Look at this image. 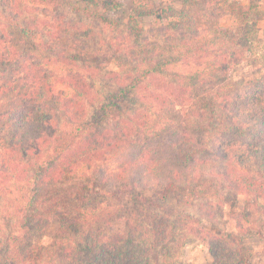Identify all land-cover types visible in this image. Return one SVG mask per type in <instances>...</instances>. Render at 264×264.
Segmentation results:
<instances>
[{
  "label": "trees",
  "instance_id": "1",
  "mask_svg": "<svg viewBox=\"0 0 264 264\" xmlns=\"http://www.w3.org/2000/svg\"><path fill=\"white\" fill-rule=\"evenodd\" d=\"M83 1L88 15L118 28L121 0ZM261 1L131 0L124 38L135 50L114 56L126 71L109 75L125 80L102 100L92 75L74 65L99 57L86 50L91 28L72 32L76 48L41 44L52 57L18 49L0 29V264H175L185 228L200 220L172 201H231L222 181L264 200V77L224 92ZM148 17H157L162 39H151ZM189 58L199 66L176 70ZM216 79V91L197 97L191 129H155L144 111L124 107L151 81L148 97L170 106L183 103L182 81ZM249 216L253 233L243 224L240 233L204 231L211 264H250L243 236L264 238V221Z\"/></svg>",
  "mask_w": 264,
  "mask_h": 264
},
{
  "label": "rangeland",
  "instance_id": "2",
  "mask_svg": "<svg viewBox=\"0 0 264 264\" xmlns=\"http://www.w3.org/2000/svg\"><path fill=\"white\" fill-rule=\"evenodd\" d=\"M121 1L123 7L113 15L119 25L118 28H112L111 25L88 15L84 11L87 4L83 0H61L58 9L37 7L25 0H0V29L12 36L18 49L52 57L50 48L41 44L49 41L57 51L67 50L69 46L76 48L79 44H74L72 32H78L82 36L84 34L82 31L85 32L87 28H91L94 34L93 38L88 39L86 50L90 55L99 57H92L87 61L75 60L74 65L82 67L86 74L92 75L90 81L95 85L97 98L102 100L105 95L116 91L117 85L125 80L121 79L119 82L115 79L116 75H109L111 71L121 74L126 71V66L125 68L120 67L121 64L114 56L120 53L130 55L132 52L130 45L133 51L135 50L134 44L124 38L131 0ZM164 1L162 0V3ZM240 1L247 4L250 0ZM259 9L258 12L252 14V20L247 26L251 32L242 34L244 38L238 43L237 47L242 52V58L238 64L232 65L227 71V88L224 92L237 91L248 81L264 77V0L261 1ZM160 22L163 23V21ZM157 23V17L145 19L147 32L154 40L158 39V36L159 39L163 37L161 34L163 31H158ZM167 23L166 21L164 25L167 26ZM166 26L165 29L168 27ZM152 30H156L155 35H152ZM234 32L237 33V31ZM166 33L171 32L166 29ZM82 39L85 38L82 37ZM70 49V52L74 51ZM197 61L194 58H189L178 65L176 70L183 72L190 66L198 67L199 62ZM84 63L90 65L91 68H87ZM222 83V79H216L211 83L208 81L204 85L200 83L188 84L182 81L181 89L186 90L183 103L164 106L148 97L154 87V83L151 81L146 90L137 93L131 102L124 103V107L130 115H134L135 110L144 111L147 125L155 129H164L167 126L179 129V131L184 128L191 129L195 127L193 122L199 117L197 97L204 93L202 91L209 94L216 91ZM140 103H146L150 107L149 111L140 106ZM224 184H226L225 194L232 197L231 201H226L224 198L221 199L222 201H211L213 203L220 202L215 206L211 204L202 206L205 204L201 201H197L192 206H182L172 201L178 211H182L184 214L190 213L200 220V223L194 222L185 228L188 238H184L180 246L177 247L175 264H211L215 260L210 251L205 230L216 235H224L229 232L240 233V224L246 228L252 226H249L247 220L250 217L249 214L253 215L252 220L258 218L260 222L264 221V200H255L253 196L236 193L229 184L222 181V185ZM207 211L211 214H207ZM52 231L53 226L47 229L44 238L46 243L52 241L50 234ZM253 231L250 227L249 233H253ZM243 243L250 254V264H264V238L253 235L243 236Z\"/></svg>",
  "mask_w": 264,
  "mask_h": 264
}]
</instances>
